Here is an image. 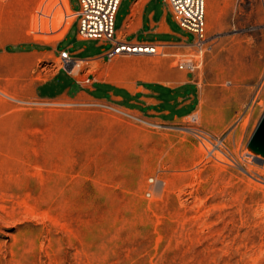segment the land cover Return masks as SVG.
<instances>
[{"label":"rangeland","instance_id":"rangeland-1","mask_svg":"<svg viewBox=\"0 0 264 264\" xmlns=\"http://www.w3.org/2000/svg\"><path fill=\"white\" fill-rule=\"evenodd\" d=\"M205 13L201 49L65 65L5 48L54 46L69 0L1 1L0 264H264V162L247 146L264 112V0H205ZM58 67L83 86L38 97ZM186 79L195 110L170 122L88 89Z\"/></svg>","mask_w":264,"mask_h":264},{"label":"crops","instance_id":"crops-1","mask_svg":"<svg viewBox=\"0 0 264 264\" xmlns=\"http://www.w3.org/2000/svg\"><path fill=\"white\" fill-rule=\"evenodd\" d=\"M69 6L72 8L69 0ZM177 21L169 6L164 0H120L114 16L116 38L132 45H156L168 44V47H187L192 43L188 35L178 32L174 26ZM76 24V19L64 31L61 39L49 48L32 49L30 51H6L16 54L33 52L38 54L48 53L57 57L61 51H67L72 64L87 62L89 60H104L103 55L110 44L97 39L86 38L75 33L71 39V32ZM179 26V25H178ZM92 42L91 48L88 43ZM166 46V47H167ZM76 67L72 68L74 72ZM71 72V71H70ZM66 67L53 69L51 75L35 86V93L40 98H53L63 94H69L72 87H82V82L70 74ZM95 84L102 88L100 95L96 92ZM90 97L94 99L123 100L131 106L132 110L153 116L164 122L175 121L178 118L191 114L196 107L198 83L186 79L177 84H154L149 86H136L133 91L113 87L105 81H95L88 87ZM41 90H47L51 94L42 95ZM53 93V94H52ZM84 93V90H79Z\"/></svg>","mask_w":264,"mask_h":264},{"label":"built area","instance_id":"built-area-1","mask_svg":"<svg viewBox=\"0 0 264 264\" xmlns=\"http://www.w3.org/2000/svg\"><path fill=\"white\" fill-rule=\"evenodd\" d=\"M169 6L178 25L193 35L189 46L201 49L207 41L205 26V0H164ZM79 9L75 12L77 32L79 35L97 39L110 44L103 55L104 60L110 61L114 57L130 54V49H150L149 53H156V48L166 47L168 44L132 45L116 38L114 16L120 0H78ZM153 50V51H152ZM60 57L65 65L73 60L67 51H61ZM96 59V58H95ZM180 69L193 70L192 61L178 64Z\"/></svg>","mask_w":264,"mask_h":264},{"label":"water","instance_id":"water-1","mask_svg":"<svg viewBox=\"0 0 264 264\" xmlns=\"http://www.w3.org/2000/svg\"><path fill=\"white\" fill-rule=\"evenodd\" d=\"M247 146L252 152L260 153L264 156V112L260 117Z\"/></svg>","mask_w":264,"mask_h":264},{"label":"bare ground","instance_id":"bare-ground-1","mask_svg":"<svg viewBox=\"0 0 264 264\" xmlns=\"http://www.w3.org/2000/svg\"><path fill=\"white\" fill-rule=\"evenodd\" d=\"M1 1H3V0H0V4H1ZM4 4V3H3ZM142 49H139V48H136V49H130V53H140V54H142L143 53V51H146L145 53H148L149 54V52H151V50L150 49H144V47H141ZM153 51V50H152ZM153 54V53H152ZM32 58L31 57H29V58H27V60H31ZM78 71V69H76L75 68V70H74V72H77ZM254 153V155L253 156H255L254 158L255 159H257V160H259V161H263L264 162V156H262L260 153H255V152H253Z\"/></svg>","mask_w":264,"mask_h":264},{"label":"trees","instance_id":"trees-1","mask_svg":"<svg viewBox=\"0 0 264 264\" xmlns=\"http://www.w3.org/2000/svg\"><path fill=\"white\" fill-rule=\"evenodd\" d=\"M24 47H28L29 49H37L38 48V46H36V45H33V46L24 45ZM17 48H19V47L18 46H14V47H6L5 49L7 51H11V50H14V49H17ZM146 86H149V85H146Z\"/></svg>","mask_w":264,"mask_h":264}]
</instances>
